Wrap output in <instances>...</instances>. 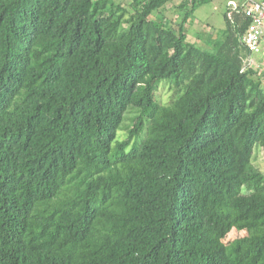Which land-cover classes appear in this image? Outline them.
<instances>
[{
  "label": "trees",
  "instance_id": "obj_1",
  "mask_svg": "<svg viewBox=\"0 0 264 264\" xmlns=\"http://www.w3.org/2000/svg\"><path fill=\"white\" fill-rule=\"evenodd\" d=\"M170 1L0 0V264H264L249 18L203 48Z\"/></svg>",
  "mask_w": 264,
  "mask_h": 264
},
{
  "label": "rangeland",
  "instance_id": "obj_2",
  "mask_svg": "<svg viewBox=\"0 0 264 264\" xmlns=\"http://www.w3.org/2000/svg\"><path fill=\"white\" fill-rule=\"evenodd\" d=\"M115 3H121L128 6L131 0H113ZM184 0H172L162 6L159 10L153 13V18H156L164 23L173 21L175 24L182 17V12L178 11L177 6ZM230 0H209L207 3L200 5L191 17L190 22L186 26L187 40L191 43H199L200 47H215L223 39L224 34L221 30L225 27L224 12L228 8ZM264 63V62H263ZM171 94L168 84H163L158 90L159 98L162 102H167ZM130 120L126 121L129 124ZM126 129L121 131V136L124 135ZM254 165L264 172V147H257L254 153ZM244 231L233 229L225 238V241H230Z\"/></svg>",
  "mask_w": 264,
  "mask_h": 264
},
{
  "label": "built area",
  "instance_id": "obj_3",
  "mask_svg": "<svg viewBox=\"0 0 264 264\" xmlns=\"http://www.w3.org/2000/svg\"><path fill=\"white\" fill-rule=\"evenodd\" d=\"M228 7L233 11H242L249 18L241 42L250 54L244 60L242 70L253 68L263 76L264 81V0H230Z\"/></svg>",
  "mask_w": 264,
  "mask_h": 264
},
{
  "label": "crops",
  "instance_id": "obj_4",
  "mask_svg": "<svg viewBox=\"0 0 264 264\" xmlns=\"http://www.w3.org/2000/svg\"><path fill=\"white\" fill-rule=\"evenodd\" d=\"M232 1L241 2L242 0H232ZM228 8H229V7H228Z\"/></svg>",
  "mask_w": 264,
  "mask_h": 264
}]
</instances>
